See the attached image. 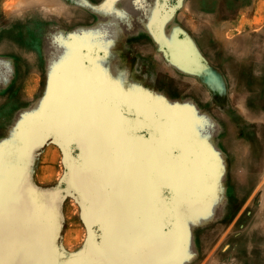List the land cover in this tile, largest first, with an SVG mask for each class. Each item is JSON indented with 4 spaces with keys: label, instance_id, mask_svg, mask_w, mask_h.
Returning a JSON list of instances; mask_svg holds the SVG:
<instances>
[{
    "label": "rangeland",
    "instance_id": "obj_1",
    "mask_svg": "<svg viewBox=\"0 0 264 264\" xmlns=\"http://www.w3.org/2000/svg\"><path fill=\"white\" fill-rule=\"evenodd\" d=\"M123 1L22 0L4 10L19 17L50 18L70 31L74 22L80 26L79 59L75 76L64 87L65 104L53 117L39 118L36 126L26 121L19 134L0 121V142L11 143L18 160L9 174L11 190L44 204V212L39 209L38 214L45 217L43 234L30 252V262L38 252L42 261L51 259L54 264H264L233 256L244 245L239 234L249 217L242 215L258 207L264 197V168L244 200L231 203L226 197L234 173H247L245 166L236 169L232 163L241 142L252 148L246 128L252 127L253 119L231 98L235 86L221 84L210 56L191 51L187 27L178 18L189 11L187 0H141L144 4L138 6L152 13L142 16ZM1 3L3 26L10 21L2 16ZM68 8L79 11L76 17L68 16L67 23L62 18ZM232 11L224 18L214 11L209 25L219 22L222 31H232L223 37L233 44L226 50L211 40L209 44L217 61L223 56L232 60L239 79L246 76V69L236 47L245 33L264 28V4L258 7L253 0L245 11L236 7ZM204 15L199 18L204 20ZM165 19L171 24L170 40L164 37ZM47 33L41 30L44 40ZM69 38L73 39L71 33ZM171 40L179 45L173 46ZM37 62L0 57V95L10 88L0 110L12 99L30 101L45 95L47 77ZM177 67L190 74L186 83L175 81ZM192 99L201 102L194 105ZM216 112L229 123L224 133L204 130L194 122L200 117L215 125ZM156 125L166 140L157 134ZM221 142L234 151L218 148ZM162 163L174 167L181 182L153 181V172ZM226 207L224 212L215 210ZM3 231V249L13 232L26 240L30 234L28 229L19 232L11 227ZM211 232L214 237L206 243L202 236ZM194 236L200 238L195 245ZM203 240L206 247L200 254ZM125 241L138 245L134 255L111 254L117 243Z\"/></svg>",
    "mask_w": 264,
    "mask_h": 264
},
{
    "label": "bare ground",
    "instance_id": "obj_2",
    "mask_svg": "<svg viewBox=\"0 0 264 264\" xmlns=\"http://www.w3.org/2000/svg\"><path fill=\"white\" fill-rule=\"evenodd\" d=\"M20 1L22 2V0H2L3 2V4L1 3L2 4L1 10H3L2 16L7 20H9L10 24H5L3 26H0V57H6V56L17 57L28 64L33 60H35L36 62L37 61L41 62L43 64L44 72L47 77L46 78L47 85L45 89V95L42 98L30 100V101L29 100L26 101L25 99H17V100L12 99L9 100V102L0 110V121H5L6 123H8V128L10 132H12L13 134H19V131L22 130V127L25 125L26 121H30L33 125L36 126L37 123L36 121L39 118L41 117L47 118L52 115H55L54 113L57 107L59 108L61 103L65 104V97L63 95L64 87H67L68 84L67 81L69 77L75 76L73 71L76 68L79 59V56L77 57V54H78V47L81 41L80 26L78 25V21L74 22L73 26L71 27L72 30L70 31L67 28L66 29L65 28L63 29L62 27L59 28L58 26H56L55 22L50 18H46L38 15L31 17H25V16L19 17L5 12L7 11L6 9H11V7L15 5V2L17 4H21ZM251 1L252 0H239L236 6H241L242 4L249 3ZM30 2L31 1H29V3ZM123 2H124L123 4L127 5V8L130 11H133L136 14V16H142L145 13L149 15L152 14L151 12H149L147 8L142 9V7H139L140 3L144 4V2L141 0H124ZM187 3H188V7L190 8L189 11L179 16L178 18L179 20H182L187 27L186 38L188 44L190 45V49L195 54L209 55L213 66H215L216 70L219 73V76L221 77V80L223 82V83L221 82V84L226 87H229L230 85H232L231 84L232 79L236 74L235 68L232 66L231 61L226 60L224 58L221 62H219L216 60V58H214L211 55L210 51L207 49L208 46L205 39L206 33L209 32L210 28H208L207 24H205L202 21L197 23L196 21L197 19H193L194 16H192L193 13L196 16V13H198L197 9L201 7L202 9H205L209 5L208 6L206 5L207 3L206 0H187ZM35 6L36 5H34V7ZM15 7L17 6L15 5ZM78 11H79L78 8L66 9L64 18H62V20L68 23L67 17L68 16L76 17ZM104 15L107 14L104 13ZM170 25H171L170 20L165 19L163 31L165 33L164 37L166 38L167 36L168 40L172 38L171 36L172 34H170V30H169ZM42 29H47L48 31L45 40L41 36ZM215 30H216L215 28L212 29V31ZM70 33L73 35V39H70L71 37L69 38ZM260 33L264 34V29H262L260 32H257V34H252L248 32L245 35L246 37L244 39L245 41L247 40L255 41V43H258L259 48L257 49L255 55H251L248 49H242L241 53H239L241 58H243L241 60V64L246 69V73L249 72L247 73L249 76L245 77V79L242 80L244 81V84L242 85L243 90L241 89L239 92L233 90L230 93L231 98H233L235 103L242 108L244 115L247 118L253 119L252 127L246 128V135L252 140V148L247 149L244 143L241 142L239 145L240 148L237 152L236 160H234L232 163V166L236 169L240 165L245 166L247 173H245V175L242 174L240 175L237 172L234 173L233 175L234 182L229 187L230 191L232 192H230L229 189L226 192L228 193L226 196L227 201H231V203L236 200L239 202L245 199V197L248 195L251 184H253L256 181L257 174L261 172V168L262 169L264 168V116H263L264 43H262L264 39H261L262 37L261 38L259 37ZM178 37L179 39H182V36H178ZM170 42L174 44L173 46L175 47L179 45L178 42H176L175 44L173 40H171ZM220 42H221L220 46H223L225 48L233 44L230 38L225 40H220ZM241 42H243V40ZM240 47H242V45ZM176 52L178 55H180V48H178ZM72 54H73V58H71ZM36 58L42 60H37ZM214 59H215V63L213 62ZM177 68L179 69V72L176 73L177 76L175 81H179V84L186 83V81L191 77L190 74L185 72L180 67ZM198 88L201 90L200 87ZM9 89L10 88L3 89V93L2 95H0V103L7 100L6 93L9 91ZM97 90L99 93L101 89L97 88ZM190 102L193 103L194 105H197L201 101L200 99H195V100L192 99L190 100ZM45 112H47V114H44ZM216 116L218 117L217 112H216ZM188 118H192V116L189 115ZM196 119H198L199 121L197 120L198 121L197 122L194 120V122L198 125L203 126L204 130L218 132V133L221 132L224 133V128L229 124L224 118H221L220 116L218 117V121L214 123L215 125H211L206 120L205 121L200 120V117H197ZM10 144L11 143H9L8 141L0 142V156H2L3 159L2 167H0V185H2V187H0V237H2L5 234V231L3 230L7 227L14 228L15 230L19 229V232H24L25 229H28L30 234L26 240L22 236V234L21 236H19L20 234L18 235V233H16L17 237H15V235H13L14 232L13 234L10 233L11 235L8 238L10 239L8 245L6 246L5 249L2 248L3 249L2 258L6 262L10 261L11 264H41L42 259L39 255H37L38 252L36 253V256L34 255L35 257L32 259L34 263L30 262L29 255L34 251L35 248L39 246V242L41 241L42 238L43 221L45 220V217H43L42 215L43 213L41 214L40 217L38 216V214H39V209L43 210L44 212V207H43L44 204L37 203L34 197L32 196L21 197L19 196V192L11 190V186L9 185L10 182L9 174L13 171L15 165H17L18 160L16 159V156H14V152L11 149ZM219 146L221 147L218 146L217 147L220 149L222 148L226 149V147H228L229 150L230 148L231 150H233L231 145L228 146V144H225L223 142H221ZM10 154L11 156L14 157L12 166H10L9 164ZM261 179L263 180V177ZM237 180L241 183L240 185L237 183ZM261 184L264 185V181H262ZM228 208L229 207H226L225 209L219 208L215 210L218 211L223 210L224 212ZM247 217L249 218L241 226V232L239 234V236L241 237L243 236L242 241L244 245L242 248L238 249V251L241 252L235 253L233 254V256H236V258L244 259L253 263H257L260 261L263 262L264 261V197L263 196L262 199L260 200V205L258 207L249 211V213L246 212L244 216L242 215V219H246ZM202 237H203L202 239H204L206 243H208L213 239L214 236L211 232V233H207V235L205 236L203 235ZM13 238L16 239L13 240ZM199 239L200 238H197L195 236L191 237L192 244L195 245V242ZM204 240L201 242L202 246L198 250L200 254L201 252L204 251V248L206 247V245H204L205 244ZM228 240L229 241L232 240V237L229 238ZM230 242L232 243V241ZM254 243L259 244V246L255 247ZM21 245L25 247L26 255L20 257L9 255V253L13 249Z\"/></svg>",
    "mask_w": 264,
    "mask_h": 264
},
{
    "label": "crops",
    "instance_id": "obj_3",
    "mask_svg": "<svg viewBox=\"0 0 264 264\" xmlns=\"http://www.w3.org/2000/svg\"><path fill=\"white\" fill-rule=\"evenodd\" d=\"M207 1V3H206V5L208 6L207 8H205V9H202V7L201 8H199V9H197L198 10V13H196V16H195V14L193 13V15L192 16H194L193 17V19H197L196 21H197V23H199V22H204L205 24H207V26H208V28H210L209 29V32L208 33H206V43H207V49L210 51V53H211V55H212V53H213V46H210V44H209V40H211L212 42H214L215 43V47L216 48H218V49H220V50H226V48L225 47H223V46H220V40H225L226 38H224V37H228V36H230L231 34H232V31H227V32H224V31H222L221 30V24L219 23V22H215V24L213 25V26H210L209 25V20H210V18H211V16L214 14V13H216V12H214V11H217V13L219 14V16L220 17H227V16H229L230 14H232V9L233 8H237V9H243L244 11L248 8V5H249V3H244V4H242L241 6H236L237 4H238V1L239 0H226V4H224V3H222V5L220 6L219 5V1L220 0H206ZM253 1V0H252ZM257 4H258V7H259V4H264V0H257ZM219 6V7H218ZM204 7V6H203ZM185 13V12H184ZM201 14H205L204 16H205V18H204V20H202V19H200L199 17V15H201ZM209 17V18H208ZM225 25H230L231 26V23L230 22H227V23H225ZM252 26H257L256 24H252ZM213 28H215L216 30L215 31H212V29ZM264 29V28H263ZM248 33V32H247ZM247 33H245L244 34V36H243V42H242V44H239V42H238V47H236V48H238V49H240L239 51H236L235 53H236V55H239V53H241V50L242 49H248L249 50V53L251 54V55H255V53H256V51H257V49H255L254 48V46H255V44L257 45L258 43H255V41H249V40H247V41H245L244 39L246 38L245 37V35L247 34ZM252 34H257V32H252ZM224 36V37H223ZM237 37H240V35H237ZM259 37L261 38V39H264V34H259ZM262 43H264V40H263V42ZM242 45V47H240ZM190 46V45H189ZM213 56V55H212ZM239 57H241L240 55H239ZM226 59V60H229V61H231V63H232V60L229 58V57H227V56H223V58L222 59ZM241 64V63H240ZM232 66L235 68V72H236V74L234 75V77H233V79H232V82H231V84L232 85H230V86H235V91L236 92H239L241 89L243 90V88H242V85L244 84V81H242L243 79H245V77H247V76H249L247 73H249V72H247L246 73V76L245 77H242V78H237L238 77V73H239V71H237V69H236V67H235V65L232 63ZM241 66H242V64H241ZM215 67V66H214ZM242 68L244 69V67L242 66ZM216 69V68H215ZM246 71V70H245ZM221 82H222V80H221ZM223 83V82H222ZM238 83V85H236ZM229 86V87H230Z\"/></svg>",
    "mask_w": 264,
    "mask_h": 264
},
{
    "label": "snow or ice",
    "instance_id": "obj_4",
    "mask_svg": "<svg viewBox=\"0 0 264 264\" xmlns=\"http://www.w3.org/2000/svg\"><path fill=\"white\" fill-rule=\"evenodd\" d=\"M128 123H139V121L135 122H128ZM156 132L157 134L162 138V139H167L166 134L164 130L159 126L156 125ZM14 161V157L11 156L10 154V160L9 164L12 166ZM3 159L2 156H0V167H2ZM152 180L153 181H159V182H164L168 180H173L176 182H181V176L180 173L172 166L168 164H160L153 172L152 175ZM2 187V185H0ZM138 250V245L134 241H125V242H120L117 243L112 249H111V254L116 255V256H131L136 253ZM10 256H24L26 255V249L24 246H17L15 249H13L10 253ZM3 249L0 247V264H11V262H6L3 258ZM41 264H54V262L49 259L42 261ZM128 264H131V262H128Z\"/></svg>",
    "mask_w": 264,
    "mask_h": 264
}]
</instances>
